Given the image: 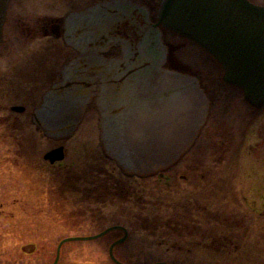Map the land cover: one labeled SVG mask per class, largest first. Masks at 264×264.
<instances>
[{
	"label": "rangeland",
	"instance_id": "obj_1",
	"mask_svg": "<svg viewBox=\"0 0 264 264\" xmlns=\"http://www.w3.org/2000/svg\"><path fill=\"white\" fill-rule=\"evenodd\" d=\"M13 5L3 27L10 40L0 45L14 49L13 63L0 58L6 76L22 64L20 28L41 21L15 18ZM156 29L168 50L163 68L174 75L147 83L148 97L159 100L148 105L145 123L128 120L102 134L88 106L67 138H44L28 109L16 114L17 130L2 125L10 136L0 140V262L52 264L63 238L118 225L127 237L113 255L124 264H264V106L251 107L224 83L220 64L193 42ZM2 80L0 105L27 101L31 83L14 79L12 88ZM189 88L192 108L178 101ZM60 144L64 159L50 165L43 155ZM122 236L117 229L65 242L55 264H114L108 248Z\"/></svg>",
	"mask_w": 264,
	"mask_h": 264
},
{
	"label": "flooded vegetation",
	"instance_id": "obj_2",
	"mask_svg": "<svg viewBox=\"0 0 264 264\" xmlns=\"http://www.w3.org/2000/svg\"><path fill=\"white\" fill-rule=\"evenodd\" d=\"M11 2H14L15 18L41 21L33 28H20V41L18 39L15 46L20 52L21 67L10 69L13 76L0 75V81L7 78L12 88V83L17 82L14 79L31 83L26 89L27 101L0 105L10 110L9 114L0 115L1 126L6 124L17 130L21 123L16 114L28 109L29 123L41 131L44 138H67L68 131L77 128L88 106L97 115L95 126L102 134L118 125L126 128L128 120L145 123L142 121L149 112L148 105L159 100L157 95L148 97L147 83L174 75L173 69L166 71L163 68L168 62V50L162 43L161 32L156 29L163 27L158 23L163 0ZM41 37L50 41L33 46L32 42ZM6 40L2 32L0 45L6 46ZM5 46L0 48V58L13 63L15 60L10 58L8 51L14 49ZM170 56L172 60V54ZM36 80H39L38 88L34 83ZM204 109H200L201 117ZM3 126L0 140L10 136L3 132ZM15 140L19 142L18 138ZM57 147L63 146L60 144L52 149ZM44 160L50 165L62 161L50 163ZM27 247L30 246H24V249ZM0 264L20 263L6 260Z\"/></svg>",
	"mask_w": 264,
	"mask_h": 264
},
{
	"label": "water",
	"instance_id": "obj_3",
	"mask_svg": "<svg viewBox=\"0 0 264 264\" xmlns=\"http://www.w3.org/2000/svg\"><path fill=\"white\" fill-rule=\"evenodd\" d=\"M8 4L9 0H0V42ZM161 15L159 24L194 42L220 64L222 81L239 88L250 106H264V5L249 0H163ZM44 159L50 163L62 160L63 147L47 152ZM117 229L123 236L109 245L108 255L114 264H123L113 255L114 246L127 237L126 229L118 225L90 236L63 238L52 264L63 243L97 239Z\"/></svg>",
	"mask_w": 264,
	"mask_h": 264
},
{
	"label": "bare ground",
	"instance_id": "obj_4",
	"mask_svg": "<svg viewBox=\"0 0 264 264\" xmlns=\"http://www.w3.org/2000/svg\"><path fill=\"white\" fill-rule=\"evenodd\" d=\"M169 77V76H168ZM178 92H180V91H178ZM191 92L194 94V91L191 89L190 90V88H189V92H185L184 94H182V96L181 97H179L178 96V101H179V103H180V105H184L185 107H187V108H192L191 107V99H192V96H191ZM186 93H188V96H186ZM175 95V94H174ZM181 95V94H180ZM195 99H196V102L198 103V104H200V105H202L201 104V100H200V102H199V99H197L196 97H195ZM183 106V107H184ZM200 110V109H199ZM190 121H191V112H189V119H188V124L190 123Z\"/></svg>",
	"mask_w": 264,
	"mask_h": 264
}]
</instances>
